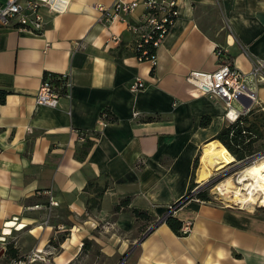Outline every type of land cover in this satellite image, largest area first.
Returning a JSON list of instances; mask_svg holds the SVG:
<instances>
[{
  "label": "crops",
  "instance_id": "crops-1",
  "mask_svg": "<svg viewBox=\"0 0 264 264\" xmlns=\"http://www.w3.org/2000/svg\"><path fill=\"white\" fill-rule=\"evenodd\" d=\"M113 1L68 0L60 14L42 8L39 33L0 30V234L28 228L51 264L77 263L84 240L108 257L126 253L121 264H264V218L253 214L191 199L173 212L191 224L188 235L177 237L161 224L137 244L144 234L136 233L134 217L113 213L129 198V209L166 216L187 194L201 150L220 148L211 140L231 124L224 103L185 79L189 72H214L217 49L246 74L264 62V0H179L154 67L133 58L124 24L98 22L93 6ZM111 35L120 47L106 46ZM45 73L69 81V96L56 108L35 106ZM134 79L145 89L131 92ZM257 96L264 104V86ZM248 105L240 99L232 108ZM103 110L116 119L105 127ZM206 116L211 121L203 128ZM78 132L99 134L83 160ZM106 179L112 185L100 209L88 211L87 183ZM39 210L47 215L41 223L33 216Z\"/></svg>",
  "mask_w": 264,
  "mask_h": 264
},
{
  "label": "built area",
  "instance_id": "built-area-1",
  "mask_svg": "<svg viewBox=\"0 0 264 264\" xmlns=\"http://www.w3.org/2000/svg\"><path fill=\"white\" fill-rule=\"evenodd\" d=\"M68 0H5L0 4V30H19L28 33H39L43 30L44 20L42 8H47L51 13L60 14L65 11ZM179 0H114L110 6L95 4L93 7L99 13L98 22L104 26H110L115 22L125 25L131 36L127 45L129 52L138 63L156 65L157 49L161 46L170 28L178 18ZM107 47H120L121 39L111 35L106 41ZM217 68L212 73L189 72L186 82L195 88L200 95L209 99H220L225 106V114L230 123L249 117L252 112H264V104L257 96V91L264 86V62L253 63L249 73H243L234 68L227 61L225 54L215 50ZM61 84L55 86L48 76H43L42 83L35 95V106L56 108L62 97L69 96V81L65 76H59ZM64 88L66 93L61 94ZM145 84L140 79H134L129 90L133 93L144 90ZM244 99L249 102L240 112L232 108V103ZM137 113H133V117ZM100 126L105 127L107 120L101 115ZM241 128L246 125L241 121ZM93 133L78 132L79 142H85L86 138H93ZM245 143L252 144L251 153L240 161H234L227 166L222 173L230 175L221 183L230 179L234 191L224 195V190H218V200L221 207L231 208L240 212L264 213V170L260 174L250 175L247 169L264 161V145L254 148L255 134L245 129L240 132ZM232 135V134H231ZM220 184V183H219ZM182 235L191 232V224L183 223ZM32 259L15 260L11 264H28Z\"/></svg>",
  "mask_w": 264,
  "mask_h": 264
},
{
  "label": "trees",
  "instance_id": "trees-1",
  "mask_svg": "<svg viewBox=\"0 0 264 264\" xmlns=\"http://www.w3.org/2000/svg\"><path fill=\"white\" fill-rule=\"evenodd\" d=\"M228 62L232 61V58L226 57ZM44 76H48L50 78V82L54 84L55 86H58L61 84V80L59 75L51 74V73H45ZM61 94L66 93V90L64 88H61L60 90ZM5 97V93L0 92V101L3 102ZM101 115H105V119L109 123H113L116 121L115 117L111 114L109 110H103ZM251 119L253 118L254 121L257 120L256 114L254 112L251 113L249 116ZM249 117L241 118L240 121H237L235 123L230 124L227 128L222 129L220 132H218L215 137L211 141H217L218 145L220 147H223L225 151L231 156L232 159L235 161H240L244 159L246 156H248L251 153L252 150V144L251 143H245L244 138L241 136V133L244 129L247 132H259V127L256 126V123H250ZM211 118L209 116L203 117L200 121V126L205 128L210 124ZM243 122L246 127L241 128L239 126L240 122ZM232 134V135H231ZM99 138L98 133H93V138L89 139L86 138L85 142L81 145L78 151V155L80 159H85L87 155L89 154L91 148L93 147L96 140ZM203 153V154H202ZM202 157L200 159V165L199 169L197 171V180L199 182L200 179H205L207 177H210L214 174V172L219 170V165L216 161L209 160L204 152L201 150ZM204 155V156H203ZM197 159L194 162L193 165V173L191 176V181L188 187L187 194L179 199L176 203H174L166 213V219L164 224L170 229V231L176 235L177 237H185L181 233V227L182 222L176 219L173 216V212L180 209L185 203H187L189 200H191L193 197L190 195L191 191L193 190L194 184H193V177L194 172L196 168ZM112 183L106 179L102 184H100L97 180L89 181L84 189L85 193H89L91 196L87 198L86 205L88 211L93 210H99L100 209V203L103 198V195L105 191L110 188ZM196 199L200 201H210L208 196L205 193H199L195 197ZM130 205V199L126 198L120 201V203L113 208V213H119L120 211H125L127 213H130L134 219L136 220L137 225L139 226V231L142 234H146L149 228L155 225L156 221L154 218H152L146 211L138 210V209H129ZM62 239L59 241L61 242L65 237L67 236V233H63ZM93 245V242L90 240H84L82 245V252H86L90 249V247ZM18 250L16 248H13L12 246H7L5 256L9 260H18Z\"/></svg>",
  "mask_w": 264,
  "mask_h": 264
},
{
  "label": "rangeland",
  "instance_id": "rangeland-1",
  "mask_svg": "<svg viewBox=\"0 0 264 264\" xmlns=\"http://www.w3.org/2000/svg\"><path fill=\"white\" fill-rule=\"evenodd\" d=\"M256 116H258L256 121H254L253 118L250 120V123L255 122L256 126L259 127V132L257 133L252 132L253 134H255L256 140H258L254 144L255 149H257L260 145H264V112L259 111L258 113H256ZM202 154L201 152L199 153V158L200 157L203 158ZM205 156H206V153H205ZM199 158L197 159L196 168H195L194 177H193L194 187L190 195L193 197L192 199H196L195 197L197 194L205 193L208 196L210 201L216 204H220L218 200V195H217L218 193L217 186L224 178L230 175V172L225 173V174L222 172L224 168L232 165L233 161L229 162L225 160L224 163H218L219 170L220 169L221 170L219 172L217 171L218 173L215 171L212 176L207 177L205 179L199 178L201 181L199 182L196 178L197 171L200 165ZM209 160L215 161V159H209ZM37 203H44V201L39 200L37 201ZM228 209H231V208H228ZM249 214H252V213H249ZM253 215H255L258 218H264L263 212H255ZM26 216L28 217L29 215H26ZM33 216L36 218V220H38L37 221L38 223L43 222L44 220H46V217H47V215H45V213L41 211ZM154 220L156 222L158 221L157 219H154ZM140 225H137L138 228ZM139 229L136 231V233L140 232ZM63 235L64 234L55 235L54 240H52L51 246L55 247L54 245L56 243H59ZM1 238L4 240L2 241L0 240V264H11L12 261H15V260H9L5 256L7 246H12L13 248L18 249V254H19L18 259L19 260H24V259L33 260L28 264H51V262L47 260L46 253H43V251H39L35 249V239L33 235L30 234V231L28 228L22 231H19V232L13 231V233L9 236H2L0 234V239ZM125 255L126 253L119 255L117 257L105 256L103 255V253L99 251L98 247L93 244L88 251H86L85 253L84 252L81 253L79 260L75 264H121Z\"/></svg>",
  "mask_w": 264,
  "mask_h": 264
},
{
  "label": "bare ground",
  "instance_id": "bare-ground-1",
  "mask_svg": "<svg viewBox=\"0 0 264 264\" xmlns=\"http://www.w3.org/2000/svg\"><path fill=\"white\" fill-rule=\"evenodd\" d=\"M206 154L211 159L216 158L219 163H224L225 160L229 161V162L232 161V159L230 158V155L222 147H220V148L209 147L206 149ZM234 161L235 160L233 159V163H234ZM220 170H218V172ZM263 170H264V161H261V162L257 163L256 165H253L247 169L248 174L250 173V175L260 174L261 172H263ZM230 180H231V178L223 181L222 183L220 182V184L217 186V189L219 191L224 190V192H223L224 195L228 194L231 191H234L233 189H236V188H233V185L230 183ZM15 225L16 224H9L8 227L10 228V227L15 226ZM23 227L24 226H22V225L16 226V228L19 230L22 229ZM0 240L2 241L4 239L1 238Z\"/></svg>",
  "mask_w": 264,
  "mask_h": 264
},
{
  "label": "water",
  "instance_id": "water-1",
  "mask_svg": "<svg viewBox=\"0 0 264 264\" xmlns=\"http://www.w3.org/2000/svg\"><path fill=\"white\" fill-rule=\"evenodd\" d=\"M234 164V163H233ZM232 164V165H233ZM165 219H166V216H164V217H162V218H160L156 223H155V225L154 226H152L151 228H149L148 229V231L146 232V234L144 235V237L141 239V240H139L138 242H137V244H139L145 237H147L149 234H151L159 225H161V224H164V222H165ZM136 244V245H137Z\"/></svg>",
  "mask_w": 264,
  "mask_h": 264
}]
</instances>
